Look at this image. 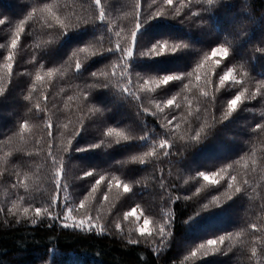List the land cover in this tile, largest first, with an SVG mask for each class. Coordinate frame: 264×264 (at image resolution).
I'll return each mask as SVG.
<instances>
[{
    "label": "trees",
    "instance_id": "1",
    "mask_svg": "<svg viewBox=\"0 0 264 264\" xmlns=\"http://www.w3.org/2000/svg\"><path fill=\"white\" fill-rule=\"evenodd\" d=\"M101 6L104 22L95 0H0V264H264V0ZM21 21L25 31L13 50ZM137 23L141 32L122 72L116 44L132 47ZM161 42L169 45L165 53L150 54ZM215 47L228 48V57L205 60ZM228 69L240 84L220 85ZM164 74L184 79L142 88ZM242 91L228 115V100ZM109 129L128 139L108 136ZM201 172L219 173L218 183ZM37 207L59 218L38 217ZM68 207L67 223L91 217L98 227H63ZM133 208L136 215L125 219ZM145 217L153 234L141 237Z\"/></svg>",
    "mask_w": 264,
    "mask_h": 264
},
{
    "label": "snow or ice",
    "instance_id": "2",
    "mask_svg": "<svg viewBox=\"0 0 264 264\" xmlns=\"http://www.w3.org/2000/svg\"><path fill=\"white\" fill-rule=\"evenodd\" d=\"M172 2H173V0H167V3L169 5H171ZM208 3L211 4L212 0H208ZM95 4H96L97 8L99 9V20L101 22H104L105 21V11H104V8L101 6V0H95ZM48 10L50 11V9H48ZM54 19H55L56 24L60 28H62V29L66 28L65 23L60 19L59 15H56L54 17ZM4 23H5V21L3 19H0V25H3ZM25 23H26V21H21L20 24L17 25L16 31L14 33V36H13V38L11 40V45H10L11 49H13V50H15L17 48V45H18V43L20 41V38H21V33H23L25 31V27H24ZM140 32H141V24L137 23L136 31L132 32V47H127V48L121 49L120 44L119 43L116 44V51L121 53V58L125 61L123 66H122V68H121L122 72H124L128 68V63L127 62L133 56V48L137 44V36H138V33H140ZM117 35H119V33H117ZM168 47H169V45H168L167 42H161L159 45H153L150 48V54L151 53H155L157 56L163 55L165 53V51L168 49ZM180 47H181V45L179 43L173 44L172 53H175L177 51V49H179ZM86 50L87 49H84V48L80 49V51H86ZM108 51L111 52L112 49L109 48ZM228 55H229L228 48H226V47H215V48H213L211 50V55L210 56H205L204 59L205 60H209V59H213V58L218 57V56L223 59V58H227ZM6 60L8 61V63L5 65V67L7 68L9 74L11 75V71H12V68H13V60H14L13 52L10 51L8 53V55L6 57ZM215 63L218 66L220 61L217 60V61H215ZM200 67H203V64L198 66L197 71H199ZM75 68H76L77 72L80 71L81 64L79 63V61L76 62ZM54 71L55 70L49 71L47 73L48 76H52ZM113 74L115 75V69L113 71ZM93 75H95V73H93ZM189 75H191V73H189ZM183 79H184V77L181 76V75L164 74V75H162V76H160L159 78H156V79H152V80L145 79V80H143L142 88L146 89L148 92H152V91H154V89L147 87L149 84L155 85V88H160L161 86L169 85L170 82L181 81ZM196 79L199 80L200 77L197 75ZM36 80L40 81V80H42V77L39 74H37L36 75ZM230 80L233 81L235 84H240L241 83V81L236 80L235 77L233 76L232 69H228L227 71L224 72L223 75H221L219 77L220 85H224L225 82L230 81ZM185 87H187V85H185ZM125 91H127V89H125ZM257 92H259V87L257 88ZM2 94H3V89H0V95H2ZM201 95L207 96V93L206 92H201ZM243 96H244V92L242 91L239 94L235 95L234 98L228 100V104H227L228 115H231L233 112L236 111L237 106H238V104L241 103ZM174 100H175V98L168 99L167 102H166L167 106L171 108L174 105ZM156 107L158 109H160L161 111H163V109L161 108V106L159 104H157ZM36 108L39 110V105L38 104L36 105ZM23 127L27 128V124L23 125ZM49 127H51V125H49ZM113 134H115L117 137H122L123 139H128V137L124 136L123 133L115 132L113 129H109L107 135L108 136H112ZM199 136H200V132L198 131L195 134V138H199ZM140 139L141 140H146L147 137L141 136ZM69 143H71V141ZM117 143H119V141H117ZM99 146H100L99 144L95 145V147H99ZM166 146H167V142L166 141H164V140L160 141V147L161 148H164ZM153 154L154 153H152V152L146 153V155H153ZM165 155H167V153H165ZM138 159H139V162L141 164L145 163L143 157H139ZM59 175H60V172H57V176H59ZM86 175L91 176L92 172H88ZM218 175H219V173H216L215 175H206L203 172L200 173V176L203 177L204 181H207L210 184L218 183V181L215 179V176H218ZM112 179L115 182V186L117 188L121 187V182L116 177H113ZM235 179H236V177L233 176L232 180H235ZM103 180H104V177L101 176L99 179H97L95 181V184L96 185H100L101 181H103ZM245 183H247V181H245ZM56 184H57V187L59 188L60 187L59 180H57ZM108 187H109V189H111L112 184H109ZM228 187L231 188L232 184L229 183ZM123 190H124L125 193L131 191V189H130V187H129V185L127 183L123 184ZM92 191L95 192L96 188L94 187L92 189ZM236 192H240V188L237 187L236 188ZM104 199L107 200V196H105ZM55 204H56V200H55V198H53L51 206H55ZM205 207H207V205H205ZM80 208H84V204L83 203L80 204ZM73 210H74L73 208L68 207L67 214L63 216V220L65 221V223H63V227L68 228L70 226H75V227H79L81 230H84L85 227L87 226V229L89 231H91L92 229L98 227V225L88 222V221H90L92 219L91 217H88L87 220H84V219L79 220L74 225H70L69 223H67V221L73 220V216H72ZM23 212L25 214H27L29 212V209L27 207H25L23 209ZM42 212L48 213V218L49 219H57V218H59L54 213H50L48 207H44L43 209L40 208V207H37L35 209V215L38 216V217L41 215ZM135 215H136V209L133 208L130 212L125 214V219H127L128 216H135ZM137 219H139V217H137ZM33 223H35V221H33ZM150 223H151V221L147 217H145L144 221H143V225L144 226L140 227V228H137V231L139 232V235L141 237H144L145 235L152 236L153 233H152V231L149 230ZM120 227H121L120 224L117 223L116 224V228L119 230ZM253 227L255 228V226H253ZM100 231L102 233L104 231V229L102 227H100ZM168 234L169 233H166L164 225L163 224L160 225L158 235L161 238H163V237H165ZM128 242L129 243H137V241H134V240H129ZM207 243H208V245H216L217 244V240L210 239V240H208ZM219 243H221V244L224 243V237L220 238ZM203 247H204V245L201 244L200 248H203ZM252 255L253 256L256 255V249L255 248L252 249ZM192 256L193 257L196 256V252L195 251L192 252Z\"/></svg>",
    "mask_w": 264,
    "mask_h": 264
},
{
    "label": "rangeland",
    "instance_id": "3",
    "mask_svg": "<svg viewBox=\"0 0 264 264\" xmlns=\"http://www.w3.org/2000/svg\"><path fill=\"white\" fill-rule=\"evenodd\" d=\"M79 220H75L74 222L76 223V222H78Z\"/></svg>",
    "mask_w": 264,
    "mask_h": 264
}]
</instances>
